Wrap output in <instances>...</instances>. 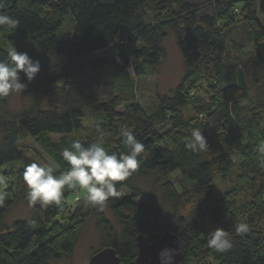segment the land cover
Returning <instances> with one entry per match:
<instances>
[{"label":"trees","instance_id":"obj_1","mask_svg":"<svg viewBox=\"0 0 264 264\" xmlns=\"http://www.w3.org/2000/svg\"><path fill=\"white\" fill-rule=\"evenodd\" d=\"M2 3L0 12L18 20L19 26L11 31L0 29V59H6L14 46L39 61L41 67L31 82L20 74V82L26 84L31 97L26 109L14 112L8 106L10 95L0 97V168L26 163L18 148L19 140L25 138L36 142L59 174L69 167L62 150L76 140L87 147L98 141L96 133L111 135L103 143L109 154L127 151L121 134L125 129L145 145V151L138 158L139 169L127 180L116 182L122 193L119 198H110L100 210L84 195L81 206L64 222L62 211L69 203L65 196L61 207L50 205L36 211L31 219H16L6 225V214L17 194L11 199L2 191L0 264H53L71 257L89 218L104 235L98 251L113 249L123 264L136 258L138 235L149 239L154 233L166 232L178 236L181 264H264L260 213L240 220L232 201L227 197L217 199L212 187L215 179L225 180L235 166L243 176L264 180V176L259 177L264 168L257 158L260 147L256 145L259 138L264 141L260 131L264 125V91L251 95L245 65L238 56L251 52V60L264 75V22L258 21L256 13L245 14L240 26L244 34L235 42L231 13L236 0ZM168 31L174 33L181 48L184 75L170 96H158L155 107L144 109L135 99L131 75L146 76L160 62L159 43ZM103 50H108L107 58H98L96 54ZM102 80L113 86L116 95L99 104L102 119L90 134L75 139L73 135L84 130L86 92ZM59 83L58 110L44 109L46 93ZM194 88L208 98L209 104L188 117ZM119 107L123 108L121 112L117 111ZM193 128L202 131L208 149L195 153L186 149ZM50 136L59 138L54 141ZM175 172L198 198L188 217L179 214L187 191L176 189L170 179ZM138 177L160 190L165 208L143 195L135 183ZM18 180L24 182L23 173ZM74 189L79 194V186ZM19 190L24 198L22 186ZM143 196L146 204L135 201ZM105 209L115 218L118 232L106 218ZM240 223L249 226L247 233H236ZM217 228L228 234L232 246L226 252L209 247V234Z\"/></svg>","mask_w":264,"mask_h":264},{"label":"rangeland","instance_id":"obj_2","mask_svg":"<svg viewBox=\"0 0 264 264\" xmlns=\"http://www.w3.org/2000/svg\"><path fill=\"white\" fill-rule=\"evenodd\" d=\"M256 13L257 19L260 23L264 22V0H236L233 11L231 13V37L237 42L244 34L240 26L245 20V14ZM226 26V24H225ZM221 27V26H219ZM161 49L160 62L149 70V74L143 77H134L131 79L135 83V99L144 109L155 107L158 96H170L173 90L181 82L184 75V66L181 56V48L177 39L172 31H168L166 37L159 43ZM108 50L98 52V58H107ZM235 53H232V57ZM251 52L244 51L243 54L238 55L245 65V70L248 76L249 85L251 88V95L262 93L264 91V75L257 67L253 60L250 58ZM49 89L43 99V108L48 110H58L57 86ZM199 90L194 88L191 90L190 95L194 100L192 111L189 110L191 117L195 116L200 108L206 107L209 104L208 98L204 95H199ZM88 97V104L86 105V118L83 120L84 130L79 131L73 135L75 139H84L90 134L95 123L101 121L102 116L97 107L101 103H107L116 95L113 86L107 84L104 80L100 84L86 92ZM31 102V97L27 90L24 89L22 93L10 94L8 102L9 109L14 112H21L27 108ZM122 107L117 108L118 112L122 111ZM262 130V131H261ZM261 133H264V125L261 126ZM162 133V132H161ZM100 137V133L94 134ZM111 135L104 134L103 140L109 139ZM51 139L57 141L59 136H50ZM263 137L259 138L256 145L260 147L258 151V159L261 166L264 168V141ZM18 148L24 153L26 163H11L0 168V193L5 191L7 197H13L16 193L15 202L9 208L4 223L10 225L16 219H31L35 216L36 211L45 208L39 203L31 205L27 200V188L24 182L18 180V175L24 172L26 166L31 163L45 164L53 167L54 173L59 174L58 168L52 161L42 152L40 147L31 138L21 139L18 142ZM264 172L259 177L262 178ZM176 184V189L181 193L184 189L187 191L182 200V205L179 209V214L188 217L191 211L196 207L198 198L190 191L189 183L180 175L175 172L170 176ZM255 180L254 182H252ZM137 187L144 196L158 206L165 208V202L162 198L161 192L157 187L151 185L146 179L138 177L135 181ZM264 180L243 176L238 168L235 166L233 170L227 175L225 180L219 178L213 182V192L217 199L227 197L236 209L239 219H245L248 215L260 213L258 220V227L264 228V189L262 184ZM23 188L24 198L21 197L19 187ZM254 187V189H253ZM125 195L129 193L124 190ZM84 190L80 188L79 194L74 188H67L64 190L65 199L69 202L66 210L62 211L61 221L64 222L68 219L69 215L73 213L82 202L85 200ZM143 197L136 198L135 201L139 204H146V199ZM1 206V199H0ZM105 216L111 222L116 232L119 231V226L109 209H105ZM103 232L98 229L92 218L86 221L84 229L81 233L80 239L75 245L74 252L71 257L62 259L61 261L53 264H87L94 252L98 251L103 241ZM208 264H212L209 262Z\"/></svg>","mask_w":264,"mask_h":264},{"label":"clouds","instance_id":"obj_3","mask_svg":"<svg viewBox=\"0 0 264 264\" xmlns=\"http://www.w3.org/2000/svg\"><path fill=\"white\" fill-rule=\"evenodd\" d=\"M3 7L0 0V8ZM19 21L0 12V29L15 30ZM39 61H34L27 53L18 52L12 46L7 52L6 59H0V97H7L12 93H22L26 84L21 83L20 74L26 81L31 82L40 72ZM123 143L126 152L109 154L103 147V133L98 141L85 147L78 140L73 141L68 148L61 152L62 158L69 165L67 171L55 174L51 166L31 163L23 172V181L27 188V200L31 205L62 206V198L66 187L84 190L86 200L93 207L100 210L106 206L110 198H119L122 193L116 182L125 181L140 167V155L145 151L141 143L130 130H123ZM186 149L199 152L208 149L207 141L199 128H193L190 133ZM4 193H0L2 199ZM237 234L249 231L246 223L236 226ZM209 247L219 252H226L231 248L228 234L224 229L217 228L209 234ZM169 250L161 253V264H172Z\"/></svg>","mask_w":264,"mask_h":264},{"label":"water","instance_id":"obj_4","mask_svg":"<svg viewBox=\"0 0 264 264\" xmlns=\"http://www.w3.org/2000/svg\"><path fill=\"white\" fill-rule=\"evenodd\" d=\"M137 256L128 264H161V253L169 250L172 255V264H181L182 255L177 249L178 236L173 233H154L148 239L143 235L137 238ZM87 264H123L115 251L105 248L95 253Z\"/></svg>","mask_w":264,"mask_h":264}]
</instances>
